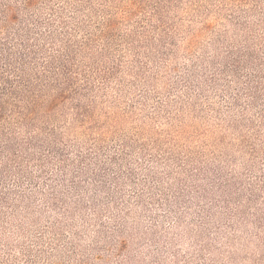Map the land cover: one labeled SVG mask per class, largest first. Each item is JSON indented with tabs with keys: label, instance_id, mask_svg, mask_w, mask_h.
<instances>
[{
	"label": "rangeland",
	"instance_id": "374dc122",
	"mask_svg": "<svg viewBox=\"0 0 264 264\" xmlns=\"http://www.w3.org/2000/svg\"><path fill=\"white\" fill-rule=\"evenodd\" d=\"M50 1L122 20L80 59L86 118L57 117L69 167L33 170L2 244L31 264H264V0Z\"/></svg>",
	"mask_w": 264,
	"mask_h": 264
},
{
	"label": "trees",
	"instance_id": "16d2710c",
	"mask_svg": "<svg viewBox=\"0 0 264 264\" xmlns=\"http://www.w3.org/2000/svg\"><path fill=\"white\" fill-rule=\"evenodd\" d=\"M42 1L0 0V264L34 263L31 247L24 245L21 262L2 241L18 217L32 214L38 192L33 170L44 180L50 164L69 167L57 117L86 118L91 101L80 59L102 53L103 37L122 20L117 14L89 25L79 20L86 10L80 3L56 7L48 0L39 8Z\"/></svg>",
	"mask_w": 264,
	"mask_h": 264
}]
</instances>
